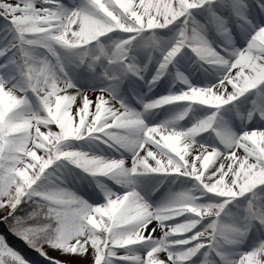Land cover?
<instances>
[{
  "label": "snow or ice",
  "instance_id": "snow-or-ice-1",
  "mask_svg": "<svg viewBox=\"0 0 264 264\" xmlns=\"http://www.w3.org/2000/svg\"><path fill=\"white\" fill-rule=\"evenodd\" d=\"M0 228V264H264V0H0Z\"/></svg>",
  "mask_w": 264,
  "mask_h": 264
},
{
  "label": "rangeland",
  "instance_id": "rangeland-1",
  "mask_svg": "<svg viewBox=\"0 0 264 264\" xmlns=\"http://www.w3.org/2000/svg\"><path fill=\"white\" fill-rule=\"evenodd\" d=\"M0 231H3L2 228H0ZM7 236L8 243L16 248L18 251H20L23 255H25L26 258L30 260H36L40 259L38 257V254H36L34 251L30 250L21 240L17 239L16 237L12 236L11 234L5 233ZM30 250V252H27ZM52 251H49V254H51ZM55 254V253H54ZM54 257L59 258L60 256L55 254ZM60 259V258H59ZM40 264H44V261L41 259Z\"/></svg>",
  "mask_w": 264,
  "mask_h": 264
},
{
  "label": "bare ground",
  "instance_id": "bare-ground-1",
  "mask_svg": "<svg viewBox=\"0 0 264 264\" xmlns=\"http://www.w3.org/2000/svg\"><path fill=\"white\" fill-rule=\"evenodd\" d=\"M54 253L60 256L59 253H57V252H53V251H52V253L49 254V255L54 257V255H55ZM59 258L62 259V260L72 259L71 257H65V256H60Z\"/></svg>",
  "mask_w": 264,
  "mask_h": 264
}]
</instances>
